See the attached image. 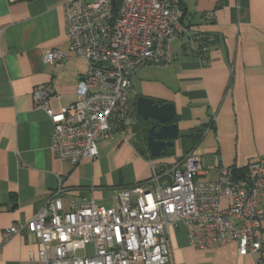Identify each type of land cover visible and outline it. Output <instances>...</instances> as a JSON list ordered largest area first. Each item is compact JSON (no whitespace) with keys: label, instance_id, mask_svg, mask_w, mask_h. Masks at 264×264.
<instances>
[{"label":"crops","instance_id":"0c3cea01","mask_svg":"<svg viewBox=\"0 0 264 264\" xmlns=\"http://www.w3.org/2000/svg\"><path fill=\"white\" fill-rule=\"evenodd\" d=\"M181 2L190 33L213 39L205 57L187 53L189 36L182 35L170 44L171 63L143 66L131 76L135 102L144 95L175 105V146L160 157L143 154L129 127L101 140L96 158L72 165L53 151V123L33 94L38 85H50L56 95L52 108L66 107L77 100L78 82L88 69L70 51L64 0H0V244L5 229L28 223L55 193L66 206L93 198L118 207L122 189L146 182L153 189L150 158L172 166L193 153L210 169L199 178L214 180L220 164L241 174L264 155V0ZM52 49L73 58L46 64L43 56ZM195 130L203 131L199 138ZM259 207L264 209V197ZM262 228L264 242V219ZM170 237L166 264H264V250L240 255L237 242L217 249L190 245L183 223ZM0 264H45L36 234L25 231L4 242Z\"/></svg>","mask_w":264,"mask_h":264},{"label":"built area","instance_id":"2783aa9c","mask_svg":"<svg viewBox=\"0 0 264 264\" xmlns=\"http://www.w3.org/2000/svg\"><path fill=\"white\" fill-rule=\"evenodd\" d=\"M63 5L70 51L84 58L88 69L78 82L77 100L66 107L52 108L56 95L50 85H38L33 94L53 123L56 156L77 165L97 157L101 140L138 125L133 73L171 63L170 44L177 37L188 34L187 53H197V40L181 21V0H64ZM72 58L52 49L43 61L52 65ZM149 160L153 189L148 182L122 189L118 207L93 198L66 206L55 193L28 223L5 229L3 243L31 231L45 264H166L171 229L183 223L194 247L217 249L237 242L240 255L264 250V209L259 207L264 155L241 174L220 164L214 180L199 178L210 169L193 153L172 166Z\"/></svg>","mask_w":264,"mask_h":264},{"label":"water","instance_id":"95a60500","mask_svg":"<svg viewBox=\"0 0 264 264\" xmlns=\"http://www.w3.org/2000/svg\"><path fill=\"white\" fill-rule=\"evenodd\" d=\"M136 112L150 123L146 131V144L152 157L164 155L179 139V128L173 119L176 108L172 102L159 103L155 98L140 95L136 98Z\"/></svg>","mask_w":264,"mask_h":264},{"label":"trees","instance_id":"16d2710c","mask_svg":"<svg viewBox=\"0 0 264 264\" xmlns=\"http://www.w3.org/2000/svg\"><path fill=\"white\" fill-rule=\"evenodd\" d=\"M181 9H182V2H181ZM183 16L184 15L182 14L181 21L185 25ZM204 17H205V15H204ZM186 27L189 28L188 26H186ZM195 37H196V40L198 43L197 48H196L197 54L205 57L207 47L213 41V39H212V37H208L206 35H199V34H196ZM213 37H215V36H213ZM149 126H150V123L147 121H144L141 117H139L138 125L134 126L136 146H137L138 150L140 152H142L143 154L148 153L147 144H146V131H147ZM200 133H203V131L202 130H195V134H194L195 137L199 138ZM167 153H168V151H166L164 154H167ZM234 171L236 172L235 169H234Z\"/></svg>","mask_w":264,"mask_h":264},{"label":"rangeland","instance_id":"374dc122","mask_svg":"<svg viewBox=\"0 0 264 264\" xmlns=\"http://www.w3.org/2000/svg\"><path fill=\"white\" fill-rule=\"evenodd\" d=\"M185 38H186V37H185ZM88 251H91V247H90V246L88 247ZM82 254H83V251L79 250V251H78V255H82Z\"/></svg>","mask_w":264,"mask_h":264}]
</instances>
